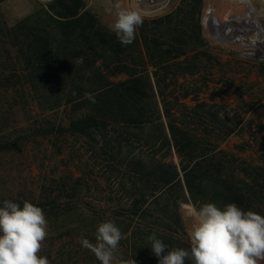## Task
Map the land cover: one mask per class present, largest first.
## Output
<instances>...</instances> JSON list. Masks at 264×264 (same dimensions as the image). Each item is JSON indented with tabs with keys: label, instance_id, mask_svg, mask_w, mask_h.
Here are the masks:
<instances>
[{
	"label": "trees",
	"instance_id": "trees-1",
	"mask_svg": "<svg viewBox=\"0 0 264 264\" xmlns=\"http://www.w3.org/2000/svg\"><path fill=\"white\" fill-rule=\"evenodd\" d=\"M202 9L203 0H180L167 15L143 20L134 42L127 46L96 15L84 11L79 0H53L13 26L0 23L6 51L21 67L22 75L17 77L24 79L27 90L39 100L50 101L52 110L69 111L73 135L91 138L96 132L117 129L119 203L117 215L112 217L123 236L117 249L122 260L158 264L147 239L153 232L168 251L190 250L180 214L184 203L196 209L205 203H214L220 209L235 203L244 211L264 216L261 168H242L247 173L254 171V175L250 183L242 181L236 186L226 175V161L216 160V153L196 151L191 131L179 127L176 121L166 124L163 119L168 114L167 110L162 114L158 99L166 105V78L171 67L177 73L175 77L200 72V67L187 57L201 46ZM193 17L194 31L189 25ZM121 71L129 78L112 81ZM170 140L186 159L183 176L174 164L163 160V155L170 153ZM222 155L226 159L227 154ZM107 168L116 167L108 164ZM74 178L71 191L78 195L82 189L80 178ZM243 188L250 196L241 193ZM5 200L21 207L29 201L0 198V207ZM29 202L44 212L55 206L47 201ZM70 206L79 208V200Z\"/></svg>",
	"mask_w": 264,
	"mask_h": 264
},
{
	"label": "rangeland",
	"instance_id": "rangeland-1",
	"mask_svg": "<svg viewBox=\"0 0 264 264\" xmlns=\"http://www.w3.org/2000/svg\"><path fill=\"white\" fill-rule=\"evenodd\" d=\"M52 1L0 0V23L13 26ZM79 1L84 11L96 15L114 32L111 25L115 0ZM242 1L246 0H203L201 46L187 57L200 67V72L175 77L177 73L171 67L166 78V105L158 99L162 114L167 110L168 118L163 115L166 124L176 121L195 136L193 149L216 153L219 155L216 160L226 161V175L236 186L242 181L250 183L253 178L254 171L247 173L242 168H261L264 175V60L255 58L264 54L256 47L260 41L258 28L250 27L259 22L257 17L264 15V0H250L253 13L247 12ZM165 2L167 6L159 12L144 11V6ZM179 2L122 0L124 7L138 10L143 20L165 16ZM243 15L246 18H234ZM210 16L231 25L214 27L217 36L207 26ZM189 25L194 31L195 17ZM223 29L227 33L221 34ZM21 73V67L16 65L15 57L8 55L5 40L0 36V198L55 203L57 207L44 212L48 236L39 253L48 258L49 264H100L90 250L82 247L80 239L95 244L100 223L111 220L117 225L112 217L117 215L119 203L117 129L96 132L94 138L73 135L69 130V111L52 110L50 101L39 100L30 93L24 79L17 77ZM128 78L121 71L112 81ZM186 90L190 95L185 96ZM170 146V153L163 155V160L174 164L183 176L186 159L179 155L172 140ZM223 153L227 154L226 159ZM108 164L116 168L110 170ZM75 176L80 178L82 188L78 195L71 191ZM241 193L250 196L248 189L243 188ZM73 195L77 197L72 199ZM74 200H79L77 209L70 206ZM193 207L184 203L180 208L189 239ZM120 260L116 252L112 264H119Z\"/></svg>",
	"mask_w": 264,
	"mask_h": 264
},
{
	"label": "clouds",
	"instance_id": "clouds-1",
	"mask_svg": "<svg viewBox=\"0 0 264 264\" xmlns=\"http://www.w3.org/2000/svg\"><path fill=\"white\" fill-rule=\"evenodd\" d=\"M114 21L111 25L123 46L134 42L136 29L142 26L141 13L124 7L122 0L113 5ZM87 95V94H86ZM93 103L95 100L89 95ZM190 250H166L155 232L147 239L158 264H261L264 261V216L244 211L235 203L223 209L214 203H205L190 212ZM48 236L47 220L43 209L29 201L19 203L3 201L0 207V264H49L41 256L43 242ZM122 232L114 221L108 220L97 227L91 243L81 237L82 247L90 250L100 264H112L116 259ZM119 264H136L133 259L120 260Z\"/></svg>",
	"mask_w": 264,
	"mask_h": 264
},
{
	"label": "bare ground",
	"instance_id": "bare-ground-1",
	"mask_svg": "<svg viewBox=\"0 0 264 264\" xmlns=\"http://www.w3.org/2000/svg\"><path fill=\"white\" fill-rule=\"evenodd\" d=\"M242 2H243V4H245L247 6V8H248L247 12L248 13H253L254 9L251 6V1L250 0H246V1H242ZM167 4L168 3L165 2L164 4H155V5L144 6V8H145L144 11L147 12V13L159 12V11L163 10L167 6ZM136 6H138V5H136ZM230 25L231 24H229V26ZM220 26L223 27V25H220V24L218 26H214V27H220ZM250 27H253V28L256 27V28H258V37H260V41H259L258 44H256V47L261 48L263 50V54H264V20L259 19V22L255 21L254 25L253 26H250ZM228 32H229V30H228ZM225 33H227V32H225ZM224 35H226V34H224ZM231 36H232V34H231ZM251 46L254 47V45H251Z\"/></svg>",
	"mask_w": 264,
	"mask_h": 264
},
{
	"label": "water",
	"instance_id": "water-1",
	"mask_svg": "<svg viewBox=\"0 0 264 264\" xmlns=\"http://www.w3.org/2000/svg\"><path fill=\"white\" fill-rule=\"evenodd\" d=\"M246 15V14H245ZM243 15V16H234L235 19H244L246 18V16ZM261 20H264V15L261 16V17H257ZM217 21V22H216ZM251 23L253 24L254 23V20L251 21ZM223 25V28H226L229 24L228 23H223V22H219V20L217 18H213L212 16L209 17V21L207 22V26L209 27L210 31L215 33V35H219L218 31L215 30L214 26H218V25ZM246 24L249 25V21L247 20L246 21ZM225 33L224 29L221 30V34ZM235 41H237V39H235ZM242 55H245V56H249L250 54L249 53H242ZM255 58L257 59H260V60H264V55L259 57V56H256Z\"/></svg>",
	"mask_w": 264,
	"mask_h": 264
}]
</instances>
